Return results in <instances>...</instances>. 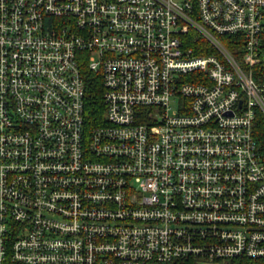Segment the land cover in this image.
<instances>
[{"label":"built area","instance_id":"obj_1","mask_svg":"<svg viewBox=\"0 0 264 264\" xmlns=\"http://www.w3.org/2000/svg\"><path fill=\"white\" fill-rule=\"evenodd\" d=\"M263 65L264 0H0V264L264 258Z\"/></svg>","mask_w":264,"mask_h":264},{"label":"trees","instance_id":"obj_2","mask_svg":"<svg viewBox=\"0 0 264 264\" xmlns=\"http://www.w3.org/2000/svg\"><path fill=\"white\" fill-rule=\"evenodd\" d=\"M230 47V46H229ZM231 48V47H230ZM263 72L264 65L261 67ZM85 84V114L86 119L92 126L101 125L104 122V108L101 103L102 88L99 79L92 73H84ZM253 139L257 145L258 152L264 162V117L256 113L252 127ZM191 263V262H190ZM189 263V264H190ZM181 264H185L181 262ZM217 264H264L262 259H232L219 261Z\"/></svg>","mask_w":264,"mask_h":264},{"label":"rangeland","instance_id":"obj_3","mask_svg":"<svg viewBox=\"0 0 264 264\" xmlns=\"http://www.w3.org/2000/svg\"><path fill=\"white\" fill-rule=\"evenodd\" d=\"M172 107H176V105L172 103ZM190 264H217V263L216 262L202 260V259H196V260L192 261Z\"/></svg>","mask_w":264,"mask_h":264}]
</instances>
